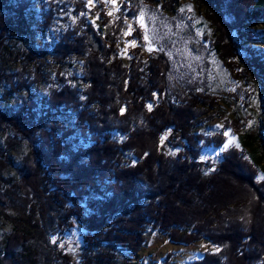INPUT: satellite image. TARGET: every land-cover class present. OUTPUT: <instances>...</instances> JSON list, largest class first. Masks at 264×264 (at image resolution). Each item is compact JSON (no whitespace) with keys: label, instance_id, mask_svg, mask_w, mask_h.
Here are the masks:
<instances>
[{"label":"trees","instance_id":"16d2710c","mask_svg":"<svg viewBox=\"0 0 264 264\" xmlns=\"http://www.w3.org/2000/svg\"><path fill=\"white\" fill-rule=\"evenodd\" d=\"M94 1L99 30L86 19L85 0H69L76 19L59 30L51 28L53 0L39 19L31 0H0V57L15 52L22 63L0 71L8 85L0 93V134L10 131L26 143L25 154L10 159L13 172L0 175V217L10 222L0 236V264H133L120 261L117 248L136 253L150 229L173 241L218 246L189 264H264V179L254 159L264 160V125L256 120L246 133L249 154L231 145L202 158L204 146L227 140L223 129L196 131L214 97L203 90L168 95L165 60L146 56L139 26L129 36L138 44L124 62L117 35L103 33L111 21L105 1ZM199 1L213 25L210 44L232 71L244 76L238 56L253 70L264 109V30L252 24L264 19V0ZM121 4L120 13L128 7L127 0ZM34 29L36 40L18 43ZM77 60L80 74L68 75ZM44 77L48 87L34 97L33 84ZM23 91L20 104L3 105ZM169 128L175 154L162 147ZM13 147L11 136L0 141V164ZM76 220L85 228L79 261L50 242Z\"/></svg>","mask_w":264,"mask_h":264},{"label":"rangeland","instance_id":"374dc122","mask_svg":"<svg viewBox=\"0 0 264 264\" xmlns=\"http://www.w3.org/2000/svg\"><path fill=\"white\" fill-rule=\"evenodd\" d=\"M51 0H31V8L36 19L43 16L45 10L50 8ZM57 3L54 8V30L70 26L76 19L75 6L69 0H53ZM107 12L111 21L104 32L110 31L117 35L119 54L124 62H128L130 48L138 44L137 37H129L138 26L141 28L140 39L144 41L146 56L160 54L163 56L167 66V94L171 95L175 90L195 91L203 90L214 97V104L208 105L203 115V122L199 123L196 131L205 133L223 131L228 133L227 140L221 147L202 148L201 156L204 159L215 157L221 153L224 146L236 145L240 148L251 151L248 147L249 139L246 133H253L256 120L264 125V109L258 92L262 89L260 80L255 76L253 70L249 69L241 56L234 59L241 73L232 71L228 61L222 59L214 50L209 41L213 25L209 18V11L205 2L199 0H127L130 5L137 6L136 14L128 13V7L123 10L122 0H104ZM87 21H91L99 30L100 16L99 6L92 0H85ZM95 9L96 14L89 12ZM258 30H264V19H257L252 22ZM31 25H35L32 21ZM40 33L34 29L27 37L17 38L18 43L27 46L28 42L36 40ZM147 37V39L145 38ZM264 46V44H263ZM151 49V50H149ZM76 67L68 66L65 70L68 75L72 72L80 74L81 63L75 61ZM22 66L16 53L6 51L0 57V71L11 73ZM49 72H54L52 67H46ZM241 74V75H240ZM42 79L33 84L34 97L44 93L48 87V80ZM5 76H0V93L7 89ZM24 91L12 93L3 105L20 104ZM205 121V122H204ZM234 122L236 124L234 125ZM224 124L233 125L224 127ZM239 125V126H237ZM237 126V127H236ZM173 133L169 128L162 140L164 150L175 154L179 147L171 145L168 136ZM11 136L15 147L6 152L4 163L0 164V175L9 176L13 172V165L10 159L18 160L26 152V143L18 142L17 137L11 132H2L0 141L6 143V138ZM231 141V143H229ZM227 147V148H228ZM260 174L258 179L264 177V160L261 156L254 158ZM10 227V222L0 217V236ZM84 226L76 220L74 226L63 233L54 234L50 242L55 248L70 252L77 261L80 260V252L83 246ZM55 241V242H54ZM217 250L218 246L210 244L205 239H200L191 244L173 241L169 236L160 230L150 229L146 233L143 246L134 254L119 247L117 253L120 261L129 260L133 264H164L166 257L172 264H189L198 258L205 250Z\"/></svg>","mask_w":264,"mask_h":264},{"label":"snow or ice","instance_id":"6c2138e0","mask_svg":"<svg viewBox=\"0 0 264 264\" xmlns=\"http://www.w3.org/2000/svg\"><path fill=\"white\" fill-rule=\"evenodd\" d=\"M91 2H92V0H89V3L91 4ZM113 2H114V0H113ZM109 14H111V13H109ZM146 39H147V37H145ZM149 50H151V49H149ZM225 135H228V133H225ZM229 143H231V141H229ZM225 148H227L228 147V144H225V146H224ZM262 179H264V177H261ZM55 242V241H54ZM217 251H218V249H217Z\"/></svg>","mask_w":264,"mask_h":264}]
</instances>
